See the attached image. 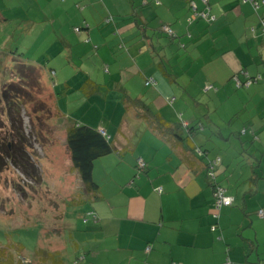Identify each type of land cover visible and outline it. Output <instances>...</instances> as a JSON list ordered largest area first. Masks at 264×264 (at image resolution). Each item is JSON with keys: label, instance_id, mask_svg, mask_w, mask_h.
I'll use <instances>...</instances> for the list:
<instances>
[{"label": "crops", "instance_id": "0c3cea01", "mask_svg": "<svg viewBox=\"0 0 264 264\" xmlns=\"http://www.w3.org/2000/svg\"><path fill=\"white\" fill-rule=\"evenodd\" d=\"M88 1L91 5L100 3L97 0ZM142 1L141 9H147L145 14L141 12L144 22L141 26L137 24L141 31L130 40L120 37L115 30L114 34L108 30L105 31L106 34L100 33L101 30L96 29L95 23L103 18L92 20L88 17L83 18L85 29L78 28L81 30L78 37H68L66 47L82 55L78 61L91 57L90 64L81 62L79 68L88 75L86 78L82 76L74 81L66 77L68 73H76L70 69L66 72L67 65L63 61L56 64V68H51V63L42 62L43 58H35L33 53L29 56L23 53V59L31 57L35 62H30L42 66L40 69L44 84L53 95L55 104H59L60 117L64 116L70 123L62 128L66 150L61 149L60 153L64 154L65 165L62 159L60 164L57 162V153L53 154L57 164L55 166L60 171L62 169L63 173L60 184L66 186L75 181V196L85 198L80 202L82 205L88 203L92 206V209L85 210L81 219L83 218L86 225H91L89 231L94 233L91 241H95V244L89 246L86 257L78 259L75 255V264H225L227 261L233 264L260 263L264 260V219L258 216V212L264 210V41L258 26L260 17L264 16V9L255 11L240 0H210L211 15L216 17V22L198 19L190 23L193 6L200 13L206 12L207 8L202 0ZM137 3V0H131L129 7L134 9ZM103 5L107 6L106 3ZM107 18L103 20L105 26L115 22L113 17L107 24ZM165 25L172 29L173 38L162 32L161 28ZM252 28H256L258 32L253 34ZM157 34L162 38L169 37L173 43L184 45L185 49L191 46V54L198 50L203 55L207 54L210 59L208 65H211L205 69L207 73L204 80L211 81L208 76L213 77L215 86L212 85L214 90L205 92L209 82L201 85L205 86L204 93L207 96L213 94L210 100L218 103L216 113H221L217 115V119H211L210 114L205 116L206 122L198 119L197 111L189 107L185 100L177 103V99L172 96V90L155 70L150 69L159 66L164 73L162 63L157 64L155 61L156 56L161 57L163 53L164 58L170 54L175 55L171 47L169 51L168 46H164L163 39H159V36L157 38ZM103 51H106V56H103ZM94 55L99 58V63ZM240 74L242 81L246 76H261L263 80L249 88L238 90L233 78ZM149 79L156 81L154 87L146 86ZM88 82L96 85L92 96L86 94L85 89H94L92 85L86 86ZM60 86L61 95L58 97L54 87ZM134 87L155 90L151 94L153 100L150 104L156 110L141 95L134 93ZM99 92L106 100L116 104L117 110L119 106L123 108L120 121L102 120L99 125L97 115L94 120L90 118V99ZM124 92L132 98L145 101L154 113H159L170 125L179 123L181 116L186 125L201 123L203 128L200 132L209 125L223 139L227 136L231 141L236 133H239V137H249L256 142L258 155L255 162L235 182H231V175H226L233 166L229 154L213 158L197 143L199 134L185 133L184 137L189 138L187 144L191 143L190 146L202 151V154L196 152V158L201 162V168L196 173L167 143L149 131L145 123L136 118L135 112L131 111L129 118L126 116L122 100ZM73 102L78 104L79 110L86 109V113H70L64 109L67 103L71 106ZM75 125L105 132L110 140H115L120 150L130 146L135 150L139 136L147 138L144 151L136 155L138 159L135 163L131 160V163L124 162V158L115 153L95 162L93 178L100 187V198L96 200L89 198L84 192L82 180L74 170L66 145V132ZM137 126L142 129L140 133ZM224 130L227 134L222 132ZM141 143L142 140H138L137 148ZM216 159H221V165L216 169V182L234 199L233 206L224 208L219 219L215 218L213 185L207 175L208 161ZM138 160L145 163V169L140 171L143 173L141 175L135 170ZM223 174L227 179L225 183L230 182L236 186L234 192L220 180ZM158 189H162V194L157 193ZM62 212L65 233L77 230L79 225L74 220H67V209ZM90 213H94L97 220L88 217L84 221ZM215 225L219 229L213 233L211 228ZM63 234L59 241L64 247ZM73 243L80 250L81 245ZM149 247L151 250L147 252ZM90 251L94 256H91ZM100 252L103 253V258H99ZM62 255V264H65Z\"/></svg>", "mask_w": 264, "mask_h": 264}, {"label": "rangeland", "instance_id": "374dc122", "mask_svg": "<svg viewBox=\"0 0 264 264\" xmlns=\"http://www.w3.org/2000/svg\"><path fill=\"white\" fill-rule=\"evenodd\" d=\"M97 1L100 3L91 5L88 0H80V3H78L79 0H0V98L3 88L8 87L11 84L10 80L15 77L10 69V57L13 54L19 56L26 53L29 56L33 53L35 58H43V63H51V68H56L55 65L63 61L67 65L66 72H69L67 69H70L76 73L75 75L68 73L65 75L66 77L74 81L82 76L86 78L88 75L79 68H81V62L90 64L91 57L78 61L82 55L73 51L72 48L66 47L68 37H78L79 34L75 32L76 28L85 29L84 17L92 20L103 18L95 23L96 29L101 30L102 34H106V30L112 33L115 30L118 31L120 37L130 40L140 33L141 30L137 24L139 26L143 24L141 12L145 14L147 10L141 9L142 0H137L139 3L134 9L129 7L131 0ZM103 3H106L107 6ZM105 17H108L106 20L114 17L115 22L110 26H105V21H103ZM156 23L160 26L159 22L156 21ZM158 36L159 39H163L162 42H165L164 46H168L169 51L171 48L173 49L175 55L170 54L164 58L163 53L161 57L156 56L155 61L157 64L162 63L164 73L159 66L149 68L155 70L172 90V96L177 99V103H183L182 101L185 100L189 107L197 111L198 119L206 122L205 116L208 114L211 115V119H217V115L221 113V111L216 113L218 103L210 100L213 98V94L210 97L207 96V93H204L205 86L201 85L209 82L207 86H215L213 77L208 76L211 81L204 80L207 73L205 69L211 65H208L210 59L207 54L203 55L200 50L191 54V46L185 49L184 45L171 42L169 37L162 38L157 34V38ZM187 37L188 35L185 38L187 39ZM206 45L208 46L209 43ZM102 54L106 56V51H103ZM29 58L28 60L35 62L34 59ZM94 59L99 63L100 60L95 55ZM105 65L109 66L108 63ZM37 76L39 77L38 86L30 89L34 102L30 103L26 110L21 111L20 121L22 123V138L26 139V144L29 146L28 151L34 156L33 161L38 179L30 178L12 164L6 167L3 165L4 162H0V243H22L25 246L24 257L34 264H54L52 258L38 255L36 252L39 250L50 251L59 256L64 253L62 258L65 264H75L76 258L86 257V254L89 253V246L95 244V241H91L94 235L89 231L91 225H86L83 218L81 219V216L84 217L85 210L92 209V206L88 203L74 204L77 200L75 181L66 186L60 184L63 173L62 169L60 171L55 166L57 164H55L53 154L57 153V162L60 164L62 159V163L65 165L64 154L60 153L61 149L66 150L63 144L64 129L62 128L69 122L64 116L60 117L59 104L58 102L55 104L53 95L45 86L43 73L39 71ZM61 87H54L58 97L61 95ZM153 92H155L154 89L134 87V93L141 95L148 104L153 100V95H151ZM1 103L2 101L0 102V128H3L2 136H5L3 122L8 125L9 122L5 115L6 109L3 110ZM150 105L152 109L156 110L155 106ZM66 106L69 109L63 106L64 109L70 113L84 115L87 111L86 109L79 110V106L75 102L71 106L67 103ZM88 107L92 110L90 118L94 120L97 115L99 125L102 124V120L111 122V120L117 119L120 121L124 112L120 106L117 110L116 104L106 100L100 92L90 99ZM183 113L185 114L184 111ZM31 115L40 119L34 121ZM134 125H138V123H134ZM208 126H205L206 129L197 136V143L213 158L229 154L228 157L233 162V166L229 172H226V175H231L230 181L235 182L242 172L249 170L251 164L255 162L256 155H258L256 142L243 135L239 137V133H236L231 141L227 136L223 139L218 132H215L214 128ZM137 130L139 133L142 131L140 126H137ZM222 132L225 133V130ZM39 133L42 139L38 137ZM138 140H142L139 148H137ZM145 142H147V138L139 136L134 152L123 156L124 162L131 163V160L135 163L138 159L136 155L144 151ZM135 170L138 175L143 174L138 167ZM220 177V180L225 183L226 176L223 174ZM225 186L231 192L236 190L233 183H225ZM82 198L85 199L83 196L80 197L81 200ZM65 209L68 214L67 220H74L75 224L79 225L77 230L65 233L62 217V211ZM62 233H64L65 249L59 241L60 236H58ZM73 242L81 245L80 250L74 247ZM90 254L94 256L92 252ZM99 254V258H103V253Z\"/></svg>", "mask_w": 264, "mask_h": 264}, {"label": "trees", "instance_id": "16d2710c", "mask_svg": "<svg viewBox=\"0 0 264 264\" xmlns=\"http://www.w3.org/2000/svg\"><path fill=\"white\" fill-rule=\"evenodd\" d=\"M262 18H264V16H261L259 20V32ZM110 22L111 20L109 19L106 21L107 24ZM78 30L79 32L77 33H80L81 30ZM16 55L17 54H13V56L10 57V69L15 77L10 80L11 84H9L8 87L3 88L0 98V102L2 101L1 105L3 104V107H1L3 110L4 108L6 109L7 113L5 115H7V122H9L10 125L9 127L6 122H3L5 128L4 132H6L5 136H2L3 128H0V162H4L3 165L6 167L12 164L15 168L21 169L22 172L30 178L38 179V173L34 165L35 162L33 161L34 156L28 151L29 146L26 144V139L22 138L20 115L22 110H26L28 105L34 102L32 98L33 94L30 92V89L34 86H38L39 77L37 75L39 71L41 72L40 68H42V66L39 67V65H34L28 60L29 58L23 59V54L19 56ZM87 85H92L94 88L91 91L85 89L86 94L92 96L95 93L96 85L93 82H88L86 86ZM122 98L128 118L131 111L135 112L136 118L145 123L149 131L167 143L188 167L196 173L199 171L201 162L196 158V152L202 154V151L196 147L190 146L191 143L187 144L189 138H185L184 136L185 133L190 135L199 134L200 130L203 128L201 123L198 122V124L195 125H186L180 116L179 123L170 125L159 113H154L145 101L132 98L127 92H124ZM38 118L39 117L35 118L32 116V120L34 121L38 120ZM38 137H41L40 133ZM66 145L71 155L74 170L77 171L82 180L84 192L89 198L95 200L100 198V187L95 183L93 178L95 162L113 153L123 158L124 155L134 150V147L131 146L120 150L115 140H110L107 134L103 135L102 131L80 125L68 128L66 132ZM209 164L210 162L207 164V169L209 168ZM216 184L217 182L212 183L213 189ZM79 199L80 197H77L74 204H81L80 202L82 201ZM87 215L84 221L88 219ZM215 226L216 231L214 232H217L219 227L218 225ZM55 232L60 234L58 231ZM52 237H54V235H52ZM24 252L25 246L20 242L8 244L0 243V264H23V261L27 260V258L24 257ZM36 253L38 255H43L45 258H52L54 264H62L61 257L58 254H54L50 251L46 252L44 250H39ZM29 261L31 264H34L31 260ZM263 262L264 260L257 264Z\"/></svg>", "mask_w": 264, "mask_h": 264}, {"label": "built area", "instance_id": "2783aa9c", "mask_svg": "<svg viewBox=\"0 0 264 264\" xmlns=\"http://www.w3.org/2000/svg\"><path fill=\"white\" fill-rule=\"evenodd\" d=\"M240 1L243 4H249L255 11H260L261 9L264 8V0L263 1H258V0H240ZM202 3L207 8L206 12L200 13V12H198L197 7L193 6V8H192V17L190 18L189 22L193 23L194 21H196L198 19H205V20H208L211 23L216 22V17L211 15V10H210V5H209L210 4V0H202ZM161 30H162V32L165 35H168L171 38L174 37V33H173V31H172V29L170 27L165 25V26H162ZM76 32H79V30L77 29ZM251 32L253 34H256L257 30L255 28H252ZM259 34L261 35L262 39L264 40V18H262L261 21H260V32H259ZM53 75H54V73H53ZM240 76H241V74L240 75H236L233 78V82L235 84L236 89L249 88L252 85H254V84H256V83H258V82L263 80V78L261 76H259L257 78H249V77L246 76V79L242 81ZM155 85H156V81L154 79L147 80L146 86L154 87ZM211 90H214V87L212 85L208 86L205 89V92H209ZM102 134L106 135L105 132H103V131H102ZM199 154H201V153L199 152ZM220 165H221V159H216V160L210 162V164H209L208 178H209V180L212 183L216 182V177H217V170L216 169ZM137 166H138V169L140 171H143L145 169L144 161L138 160ZM213 190H214L213 194H214V199H215L214 207H215V211H216L215 218L219 219L220 218V213H221V211L224 208H229V207L233 206L234 199L231 198L228 195L227 190L225 188H223L222 186H220L218 184H216L214 186ZM157 193L158 194H162V189H158ZM258 216L261 219H264V210L259 211ZM87 217H91L92 219L97 220V217L95 216L94 213L88 214ZM212 231L213 232L216 231V226H214L212 228ZM150 250H151V248L149 247L147 249V252H149ZM23 264H31V262L27 259V260L23 261ZM225 264H232V263L230 261H227ZM261 264H264V262L261 263Z\"/></svg>", "mask_w": 264, "mask_h": 264}, {"label": "clouds", "instance_id": "9594fccd", "mask_svg": "<svg viewBox=\"0 0 264 264\" xmlns=\"http://www.w3.org/2000/svg\"><path fill=\"white\" fill-rule=\"evenodd\" d=\"M138 167V166H137ZM140 171V170H139Z\"/></svg>", "mask_w": 264, "mask_h": 264}]
</instances>
